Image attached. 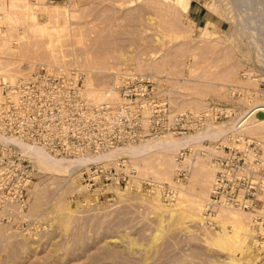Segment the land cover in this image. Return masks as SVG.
Listing matches in <instances>:
<instances>
[{
    "label": "rangeland",
    "instance_id": "obj_1",
    "mask_svg": "<svg viewBox=\"0 0 264 264\" xmlns=\"http://www.w3.org/2000/svg\"><path fill=\"white\" fill-rule=\"evenodd\" d=\"M36 1L0 0V76L6 79L22 77L36 65L72 66L85 71L88 98L118 101L120 69L152 72L174 111L210 115L209 106L230 109L226 118L207 121L216 125L250 107L259 109L264 101V0H188L185 11L174 8V0H48L62 5L64 16L39 11L35 21ZM16 144L30 158L33 178L22 190L0 186V264H227L231 257L264 264V247L255 246V237L245 246L239 243L228 213L214 221L224 208L215 209L213 228L197 218L204 215L207 202L200 198H209L216 172L215 145L181 148L188 149L184 164L193 170L176 200L166 204L139 178L172 184L179 153L175 159L127 158L138 179L87 189L75 170L48 171ZM200 148L210 155H198ZM258 205L256 200L255 211L264 214ZM248 213L255 229L256 216ZM222 224H227L223 231ZM217 233L222 238L216 239ZM251 247L258 258L245 255Z\"/></svg>",
    "mask_w": 264,
    "mask_h": 264
},
{
    "label": "built area",
    "instance_id": "obj_2",
    "mask_svg": "<svg viewBox=\"0 0 264 264\" xmlns=\"http://www.w3.org/2000/svg\"><path fill=\"white\" fill-rule=\"evenodd\" d=\"M85 77V71L72 66L36 65L22 77L0 78V186L17 185L22 190L33 178L30 158L12 140L55 157L95 158L164 132L183 136L202 129L209 119L215 122L227 116L223 106H209L210 115L174 111L152 72L120 69L115 85L118 101L88 98ZM230 140V144L213 142L216 172L204 211L205 223L212 228L216 206L253 210L264 191V141L248 134ZM187 150L179 151V163ZM77 164L78 180L87 189L126 186L138 179L124 155ZM189 172V166L181 165L175 182L185 181ZM139 181L148 191L157 190L163 201L173 200V184L150 176ZM254 228L258 245L264 247V214L254 217Z\"/></svg>",
    "mask_w": 264,
    "mask_h": 264
},
{
    "label": "bare ground",
    "instance_id": "obj_3",
    "mask_svg": "<svg viewBox=\"0 0 264 264\" xmlns=\"http://www.w3.org/2000/svg\"><path fill=\"white\" fill-rule=\"evenodd\" d=\"M47 1L48 0H37L36 2L31 3L33 6L38 8V9H35V14L33 15V19L35 21H36V13L39 11L41 13L43 12V13L49 15V17H51V18L57 17V16L59 17V15L64 16L63 12H65V11L62 10V7H63L62 5H60L56 2H53V1H48V2ZM188 2H189L188 0H174L171 3L174 5V8L181 10V11H185L188 8ZM52 20L53 19H51L50 21H52ZM38 26L41 28L40 31L45 32L46 26L42 27V25H40V24H38ZM0 78L6 79L2 76H0ZM84 82H85V80H84ZM85 93H86V86H85ZM114 96H117V94H114ZM261 107H263V108H261ZM257 108H259V109H256V107L255 108L250 107L246 110H243L242 114L238 115V118L236 117L237 119L229 120L228 122H225V123H220V124L216 125L213 122L212 123L207 122L209 124L206 123L207 126L205 125V127H203L204 129L202 128V130L201 129L196 130L198 132H196V131L191 132L194 134L187 133L190 135L184 134L185 136L183 135V137L182 136H175L174 137L171 132H164V133H161L160 135H157L155 137H148V138H146V139H144L138 143L132 144L126 148L111 151L110 153H108L106 155H102L98 158L97 157H95V158H93V157H81L78 159L76 158L74 160H63V159H68V158L57 159L60 157L54 158L55 156L52 157L51 155H49L46 151H44L41 148L37 149L38 147L30 146V145H27V144L22 143V142L20 143V141H18V140H12V143H14L18 147L16 142H19V146H21L23 148V150L25 149L26 152L28 151L35 158V160L39 164L44 166L48 171H51L53 173H58V174L59 173H67V174L71 173V174H73L75 167L78 165L77 163L80 161L85 162L86 160L103 159L106 157L110 158V157H116V156H120V155H124L129 159H132L134 161L135 160L138 161V160H142V158H145L149 155L153 156L151 154H155V155L161 154V156H165V157H163L164 159H167V158L172 159L175 154L179 153L178 152L179 149H181L183 147L191 146V145L197 146V144H202L205 141H210V146L214 147V145L216 144V143H213L214 141L224 140V139L226 141H229L230 139H232V137H234L238 134L240 135V134L252 133L253 135L254 134L255 135H261L262 137H264V101H261V106L259 105V107H257ZM228 110H230V109L227 108V111ZM230 142H231V140H230ZM221 144H223V143H221ZM19 150L21 151L20 148H19ZM21 152L23 154V151H21ZM214 153H217V150ZM214 153H211V157ZM187 154L188 153L186 152V154L183 156V159L181 160L180 164L184 165V166H189L190 167L189 174H190L193 170V166L189 165V164H184L185 163L184 161H186L185 156ZM197 154L201 155V156H207L208 154L210 155V153L207 150H205V148L198 149ZM174 159H175V156H174ZM164 161H163V163L161 160L159 162L164 164ZM168 161H170V160H168ZM189 161L190 160H188L187 162H189ZM163 167H165V165H163ZM195 177H197V176L195 175ZM152 178H154V177H152ZM154 179H156V178H154ZM209 179H211V178H209ZM212 179H213V177H212ZM156 180H158V179H156ZM158 181L164 182L162 180H158ZM183 183L185 184L187 182H185V181L175 182V179H174V181L172 183L176 189L175 194H174V198L172 201L165 202L166 204L173 203L176 200V195L180 190L181 184H183ZM129 189L130 188L127 187L126 191ZM155 191H157V190H153L152 193H154ZM182 194L184 195V193H182ZM185 195H186V191H185ZM181 199H182V196L179 197V199H177V201H178L177 203H180ZM200 199H202V203H203V201L208 202V200H209L208 197H206V198L201 197ZM256 200H258L259 204L261 205V206L258 205L259 209L261 207L262 213H264V191L259 193ZM256 200H255V206H256ZM154 201H155L156 205H158L159 207L162 206V203L160 202V200L158 198H155ZM202 203H200V204H202ZM174 205L176 206L177 204H174ZM255 206H254L253 210H237V209H232V208H228V207L216 206L214 208L213 216L215 215V209L216 208H224L225 211H223L222 214H217V217L214 219V221H217L219 219L221 220V218H223V216H224L223 214L228 213V215L230 216L229 218L234 222V224H233L234 230L237 232V234L235 235V238L239 241V243H242L245 246L251 237L256 238V231H255V229H253V222H251L249 219L250 217H248L251 213H248V212H252V214H254L255 216L262 215V214L257 213L255 211ZM170 208H172V207H170ZM240 211H241V213L244 214V218L242 217L241 213H240V215H238V213ZM203 216L200 215V216H197V218L203 222V221H205V218H203ZM211 220H213V219H211ZM227 222L229 223V225L232 224V222L230 223V220H227ZM213 224L215 225V223H213ZM205 225L207 227H210L206 223H205ZM225 225H227V224H225ZM225 225L223 226V224H222V226H223V227L221 226L222 231L224 229H226ZM222 236H223V233L222 234L217 233L215 238L219 239V238H222ZM231 236H230V238H231ZM158 238L159 237L157 236L154 239V243H156ZM254 243H255V246L257 247V244H258L257 239L254 241ZM252 247L248 248L245 251V255L253 256L254 258H258L259 252L255 251L254 248H252ZM260 247H262V246H260ZM249 260H250V258H249ZM243 263L246 264V262L237 260L235 257H233V258L231 257L229 262H227V264H243Z\"/></svg>",
    "mask_w": 264,
    "mask_h": 264
}]
</instances>
